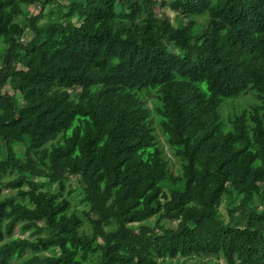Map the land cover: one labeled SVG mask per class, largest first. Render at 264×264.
<instances>
[{
    "label": "trees",
    "instance_id": "trees-1",
    "mask_svg": "<svg viewBox=\"0 0 264 264\" xmlns=\"http://www.w3.org/2000/svg\"><path fill=\"white\" fill-rule=\"evenodd\" d=\"M39 3L0 0V264H264V0H70L31 16L22 43L16 19ZM250 91L225 129L221 105ZM66 176L88 210L71 209ZM228 185L240 217L225 220Z\"/></svg>",
    "mask_w": 264,
    "mask_h": 264
},
{
    "label": "rangeland",
    "instance_id": "rangeland-1",
    "mask_svg": "<svg viewBox=\"0 0 264 264\" xmlns=\"http://www.w3.org/2000/svg\"><path fill=\"white\" fill-rule=\"evenodd\" d=\"M44 1L45 0H40L39 4L31 5V6H27V7L24 6L23 7V15L16 19V21L18 23H20L25 30V33L21 39L22 43L27 42V40L32 37V34L29 32V30L27 28V25L29 22L28 20L31 16L36 15L38 12H40L42 10L44 17L39 21L38 25L40 26V25L46 24L47 21L50 20L52 13H56L57 15H59L58 12H60V11L62 13H65L67 11V4L70 0H53L49 4H43L42 5L41 3H44ZM157 13H158V15L169 16L173 25H175L176 21L178 20V17L176 16V14L167 8H160L157 11ZM55 15H53V16H55ZM73 21L75 23H78V19L76 17L73 18ZM2 47H3V45L0 42V60L2 58V53H1ZM76 93L77 92L71 91L72 97L75 98ZM140 97L144 101L146 107L151 110L152 118H153V122H154V124H153L154 136H155L156 143H157V145L161 151V155H162L163 159L167 162L169 170L176 175V174L181 172L182 162L179 158H177L174 155L173 150L168 146V144L166 142V137L164 136V134L161 131V128L159 125L160 119L154 113V109L158 105V102L155 98V94L150 93V92H142L140 94ZM255 104H257L256 99H255L254 93L251 91L244 94V95H241L237 98H232V99H228V100L224 101L220 107V114H221V118L224 122L225 129L230 128L229 120L233 117V115L238 114L242 109H248L250 106L255 105ZM15 177H16L15 173H13L11 175H7L6 177L3 178L2 183H6ZM64 186H65L64 192H70L71 191V194L68 196V199H69L70 204H71L70 205L71 209L78 211V212L88 210L87 204L83 201V194H82L81 186H80L78 179L75 177H72V176H66V178L64 180ZM40 187L43 189H46V188L53 189L55 186L49 185L48 183H46V184L41 185ZM227 189L232 191L231 203H229L227 205L224 202L220 207L221 214L223 215L225 220H229V215H230L229 211L230 210L232 211V214L234 216L240 217L239 211H233L235 208L238 207V204H239L238 198H237L238 196H237L236 192L233 191L229 185L227 186ZM3 194L4 195H11V194H13V192L10 190H4ZM258 204L259 203L257 202V200H255V202L252 203L253 206H257ZM258 208L260 209L261 206L258 205ZM155 222H156V217H152V218H150V219H148L142 223L132 224L131 227L134 229H137L140 225H147V226L153 227L155 225ZM162 224L165 225L166 227H174L176 225V222L169 223V222L162 221ZM240 226H242V222H240ZM14 237L33 240L35 237V232L32 229H30V230L23 229L22 225H20L16 229V231L14 233ZM39 255L40 256H44V255L47 256V255H49V253L48 252H40ZM204 261H210V262H213L216 264H224V261L222 258H216L214 256H197L194 258L166 259L163 262L159 261V264H166V263H170V264H198V263H201Z\"/></svg>",
    "mask_w": 264,
    "mask_h": 264
}]
</instances>
